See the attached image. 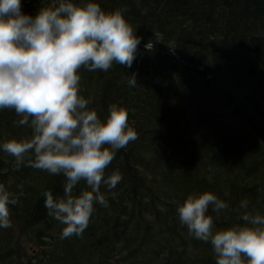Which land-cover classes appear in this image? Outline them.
Wrapping results in <instances>:
<instances>
[{"label": "trees", "instance_id": "16d2710c", "mask_svg": "<svg viewBox=\"0 0 264 264\" xmlns=\"http://www.w3.org/2000/svg\"><path fill=\"white\" fill-rule=\"evenodd\" d=\"M96 2L105 11L121 9L141 43L170 47L211 71L225 91H242L237 104L264 136V0ZM53 3L21 0V10L35 16ZM77 72L87 107L103 120L117 103L137 132L105 169L106 176L119 170L122 179L111 189L101 184L108 206L94 202L83 233L62 239L65 225L48 215L43 192L62 196L64 174L31 166V153L14 169L15 157L0 150V183L17 201L9 205L11 226L0 228V264H216L211 242L189 234L177 206L189 194L214 193L228 204L219 212L209 205L215 230L246 224L244 212L264 215V144L199 72L163 51L137 48L131 67L113 62L107 71ZM20 118L13 108L0 109V143L31 136ZM86 187L79 181L74 194ZM17 233L36 242L24 263Z\"/></svg>", "mask_w": 264, "mask_h": 264}, {"label": "clouds", "instance_id": "9594fccd", "mask_svg": "<svg viewBox=\"0 0 264 264\" xmlns=\"http://www.w3.org/2000/svg\"><path fill=\"white\" fill-rule=\"evenodd\" d=\"M142 37L119 8L105 11L96 0H54L35 16L21 10V0H0V109L13 108L29 124L31 136L0 143V150L15 157L14 169L32 154L28 164L66 177L63 195L45 190L48 215L65 225L61 238L81 235L94 211V202L108 200L101 184L114 188L122 179L119 170L105 175L116 151L137 138L123 106L111 103L101 119L89 100L79 94L81 66L107 71L116 62L131 67ZM149 39L144 49L151 51ZM137 84L136 74L128 78ZM87 187L74 194L77 183ZM17 201L0 183V228L11 226L10 204ZM214 211L228 207L210 191L189 194L177 206L180 222L189 234L210 241L216 264H264V215L244 212V225L215 230ZM247 208L248 201H240Z\"/></svg>", "mask_w": 264, "mask_h": 264}, {"label": "water", "instance_id": "95a60500", "mask_svg": "<svg viewBox=\"0 0 264 264\" xmlns=\"http://www.w3.org/2000/svg\"><path fill=\"white\" fill-rule=\"evenodd\" d=\"M138 48L144 49V45H138ZM153 50H163L169 54H173L176 62L180 65H182L183 67L188 68L191 71H199L200 74L202 75V77L208 82L210 83L213 88L215 89L216 93L222 97L230 106V108L235 112V114L249 127L251 128L256 134L257 136L260 138V140L262 141V143H264V136L261 133L260 129L258 128V126L256 125V123L250 118L248 117L243 111H241V109L238 107L236 101L229 96L225 91L222 90V88L219 85V82L213 78L211 72L207 71L206 69H204L203 67L199 66V65H193L190 63H187L185 61H183L182 59L179 58V56L175 53H173L170 49L167 48H163V47H157L154 46ZM254 73V69H251V74Z\"/></svg>", "mask_w": 264, "mask_h": 264}, {"label": "rangeland", "instance_id": "374dc122", "mask_svg": "<svg viewBox=\"0 0 264 264\" xmlns=\"http://www.w3.org/2000/svg\"><path fill=\"white\" fill-rule=\"evenodd\" d=\"M226 89L228 90V93L238 102H243L244 100V94L242 91L238 90V89H234V88H230V87H226Z\"/></svg>", "mask_w": 264, "mask_h": 264}, {"label": "bare ground", "instance_id": "6f19581e", "mask_svg": "<svg viewBox=\"0 0 264 264\" xmlns=\"http://www.w3.org/2000/svg\"><path fill=\"white\" fill-rule=\"evenodd\" d=\"M244 96V95H243ZM220 97V96H219ZM220 98H222V97H220ZM223 99V98H222ZM224 100V99H223ZM225 101V100H224ZM226 102V101H225ZM227 103V102H226ZM228 104V103H227ZM230 107V106H229ZM4 111H7V112H9V108H4L3 109Z\"/></svg>", "mask_w": 264, "mask_h": 264}]
</instances>
